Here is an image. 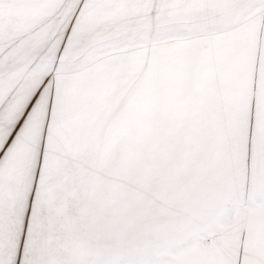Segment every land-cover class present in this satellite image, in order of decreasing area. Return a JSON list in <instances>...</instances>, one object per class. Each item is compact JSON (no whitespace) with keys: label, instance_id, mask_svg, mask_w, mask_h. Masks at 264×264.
<instances>
[{"label":"rangeland","instance_id":"rangeland-1","mask_svg":"<svg viewBox=\"0 0 264 264\" xmlns=\"http://www.w3.org/2000/svg\"><path fill=\"white\" fill-rule=\"evenodd\" d=\"M49 77L0 158V264H264V0H0V148Z\"/></svg>","mask_w":264,"mask_h":264},{"label":"snow or ice","instance_id":"snow-or-ice-1","mask_svg":"<svg viewBox=\"0 0 264 264\" xmlns=\"http://www.w3.org/2000/svg\"><path fill=\"white\" fill-rule=\"evenodd\" d=\"M78 12H79V9H77V13ZM73 20H75V16L73 17ZM70 34L71 33L69 32L68 35ZM49 79H51V77L46 79L39 86V88L32 94L30 100L27 102L26 106L23 108V111L17 114V117L14 120V123H11L5 126L3 131L6 133L7 139L3 147L0 148V158H4L9 148L14 144L15 140L17 139V136L19 135V132L23 129L25 123L31 116L37 104L39 103L41 96L44 92V89L48 85ZM2 110H3V107L0 106V111ZM261 120H264V104L260 103L258 101V98L253 96L251 105H250V110H249V138H248L249 152L252 151V148L255 142V132ZM35 199H36V192L34 190L32 194L29 196V204L25 210V218H24L25 229L29 225L31 218L34 214L33 205L35 203ZM17 264H20L19 258L17 259ZM238 264H239V260H238Z\"/></svg>","mask_w":264,"mask_h":264},{"label":"bare ground","instance_id":"bare-ground-1","mask_svg":"<svg viewBox=\"0 0 264 264\" xmlns=\"http://www.w3.org/2000/svg\"><path fill=\"white\" fill-rule=\"evenodd\" d=\"M248 40V36L246 35V37H245V39L243 40V41H241V42H238V43H236V40L234 39V38H232L231 39V41L229 42V43H227L228 45H230V46H228V47H226L225 45H221L220 47H221V49L220 50H217V51H214V50H212V52H213V54H221V53H223V52H225V50H223V48H228V49H232V48H240V47H244V45L246 44V41ZM196 46V45H195ZM211 46V45H210ZM212 47V46H211ZM193 46H190V49H191V51H193ZM207 52H209V51H207ZM249 214V213H248ZM251 215L253 214V213H250ZM249 214V215H250ZM256 214L257 213H254V215H255V217H256V219H257V216H256ZM250 215V216H251ZM258 215V214H257ZM260 215V214H259ZM264 216V215H263ZM245 217V216H244ZM246 217H248V215L246 216ZM254 217V218H255ZM251 218H253V217H251ZM250 218V219H251ZM253 218V219H254ZM248 219V218H247ZM259 219V218H258ZM264 220V219H263ZM227 221V220H226ZM253 221V220H252ZM260 221V220H259ZM256 222H257V220H256ZM261 222V221H260ZM246 224V223H245ZM249 224V223H248ZM246 224V226H247V228H248V226L250 227L251 225H252V223H251V225L249 224ZM221 225V224H220ZM255 225H256V223H255ZM254 225V226H255ZM253 226V225H252ZM250 227L251 229L254 227ZM256 226H258V223H257V225ZM255 226V227H256ZM264 226V225H263ZM256 229H258V228H256ZM261 229V228H260ZM221 230V229H220ZM255 232V231H254ZM240 235V234H239ZM244 236V235H243ZM251 236V235H250ZM238 238V237H237ZM246 239V238H245ZM248 245V244H247ZM249 248V247H248ZM255 248V247H254ZM192 251H194V249L192 250ZM213 251H214V249H213ZM176 252V251H175ZM212 252V251H211ZM210 252V255H208L207 256V258L205 259V260H201V262H202V264L203 263H206L207 261L209 262V260L211 261V260H215L216 259V257H217V255L219 254H216L215 252H212L211 253ZM254 252V251H253ZM190 253V252H189ZM191 254H192V252H191ZM191 257V256H190ZM254 260V259H253ZM194 261V260H193ZM192 261V262H193ZM219 261V260H218ZM212 262V261H211ZM211 262H210V264H211ZM197 263V262H196ZM192 264V263H191ZM207 264H209V263H207Z\"/></svg>","mask_w":264,"mask_h":264}]
</instances>
